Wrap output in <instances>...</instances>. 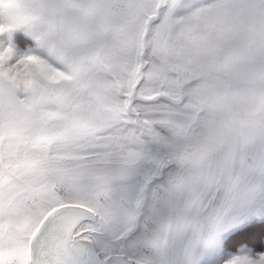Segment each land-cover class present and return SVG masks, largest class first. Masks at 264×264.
I'll list each match as a JSON object with an SVG mask.
<instances>
[{
	"label": "snow or ice",
	"instance_id": "1",
	"mask_svg": "<svg viewBox=\"0 0 264 264\" xmlns=\"http://www.w3.org/2000/svg\"><path fill=\"white\" fill-rule=\"evenodd\" d=\"M0 16L44 51L0 43V264H202L264 217V0H0Z\"/></svg>",
	"mask_w": 264,
	"mask_h": 264
},
{
	"label": "rangeland",
	"instance_id": "2",
	"mask_svg": "<svg viewBox=\"0 0 264 264\" xmlns=\"http://www.w3.org/2000/svg\"><path fill=\"white\" fill-rule=\"evenodd\" d=\"M4 22V17L0 16V24ZM0 43L6 46L9 43L15 45L18 54L36 49V42L22 29L13 32L11 41H8L7 37L0 36ZM36 54L43 56L44 51L36 49ZM241 253H249L253 258L258 254H264V217L246 219L221 234L213 243L202 264H223L225 260Z\"/></svg>",
	"mask_w": 264,
	"mask_h": 264
},
{
	"label": "clouds",
	"instance_id": "3",
	"mask_svg": "<svg viewBox=\"0 0 264 264\" xmlns=\"http://www.w3.org/2000/svg\"><path fill=\"white\" fill-rule=\"evenodd\" d=\"M5 22H6V21H5ZM224 264H228V260H225V261H224Z\"/></svg>",
	"mask_w": 264,
	"mask_h": 264
}]
</instances>
